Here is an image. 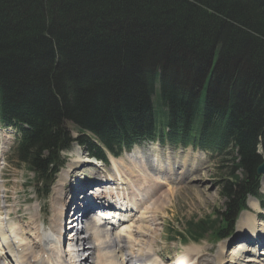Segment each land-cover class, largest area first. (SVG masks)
<instances>
[{"label":"trees","instance_id":"trees-1","mask_svg":"<svg viewBox=\"0 0 264 264\" xmlns=\"http://www.w3.org/2000/svg\"><path fill=\"white\" fill-rule=\"evenodd\" d=\"M0 122L43 196L74 141L103 159L94 138L115 155L159 136L218 147L224 210L170 231L224 238L259 194L264 0H0Z\"/></svg>","mask_w":264,"mask_h":264},{"label":"rangeland","instance_id":"rangeland-1","mask_svg":"<svg viewBox=\"0 0 264 264\" xmlns=\"http://www.w3.org/2000/svg\"><path fill=\"white\" fill-rule=\"evenodd\" d=\"M159 89L160 86L159 84H157V91H159ZM155 100H159L158 96H155ZM158 112L159 111L157 110L156 113L158 114ZM69 128L73 131L74 136H78V130L73 124H69ZM15 132L16 131L11 127H5L2 123L0 124V142L4 140L8 143L6 157L4 160L2 159L0 161V228L2 229L3 233L6 232L8 235H10V226L14 227L15 225L18 231L21 233L20 236L22 237L23 241L28 242V252L34 254L32 256L35 260H37V258H41L40 254L42 250L41 244L35 241V238L38 237V228L42 226L40 222H46L45 226L47 228L57 225L55 221L53 222V220L56 218L55 213L58 211V207L60 206V204L58 205L59 200L65 197H60L61 195L59 193L57 195V193H55V189L57 188L56 191L62 190L66 194L72 193L73 195L77 191L76 189L74 190V188L77 187V184L78 186L84 185V181L91 183V181H94L93 179H90L92 177H96L99 179L101 177L102 170L98 166H94L90 163L85 162V160L88 159L87 153L84 152V155H82V148L80 149L76 145H73V148L71 149L72 151L74 150L73 153H70V150L63 152V157L67 158V165L69 166V169L64 170L63 173L58 175L55 182L57 186L56 188L54 187V191L52 188L51 195L46 200L43 199L42 201H40L37 194H35V186L37 182L34 179V173L29 172L26 167L20 161H18V157H16L15 151L14 153L12 152V150H14L13 146L16 136ZM145 146L147 147L149 145L145 144ZM166 146L168 147L167 149L174 152L172 155L174 159L171 157V155H168V160H165L163 158L165 161L162 164L167 167L164 173H158L155 164L150 163L153 159V152L151 150L150 153H147L146 157V155L144 154L146 152V148L140 149V151L142 150V152L137 153L136 148L138 147H136L134 154L127 156L126 154H123L118 158V166L121 171L126 173V176L130 174L132 164L137 162L139 166L144 167L145 171H149L148 168L151 167L150 169L152 170L151 172H153L154 176H161L162 178H166V180L160 178L164 183L159 184L160 187L156 189L151 195H149L147 188L146 191H141V189H144V185L146 184L154 185V181L157 180H155V178L153 177L152 179L148 178V181L144 184V179L141 180L140 176L138 175V171H136L135 173L132 172V174L134 175H129L130 179H134L131 183L134 188H131L129 190L131 191L135 189V191L133 192L136 195L139 196L141 194L144 199L147 198L144 202V206H142L143 208L145 207L144 209H149L151 212L150 214H154V219H151L150 222H140L137 218L130 222L132 223V228H130V230L132 229L133 232L132 238L133 240L136 239L140 241V245L137 248H139V250L141 251H143L144 247L149 246L156 251H166V254L171 253V257H174L177 254L185 255L186 252H189L190 247L194 246V248H200L196 252L199 254L200 260L198 264H215V261H217L216 258L220 254V243L212 242L213 238L210 236H207L199 242H195L193 240H189L188 242L181 241L179 236H177L175 233H171L170 230L184 231L186 222L189 219L193 217L202 219L207 216L213 215L217 211L219 212L224 210L226 200L221 195V181L225 176H228L229 172L227 166H230V163L226 161V158L232 157L223 154L224 152L220 154H216L214 152V155L212 156H204L200 153L195 152L189 154V149L193 150L192 146H189V149L187 150L178 149L179 147L172 144H168ZM78 150L80 151L77 152ZM161 152L163 151L161 150ZM139 158L146 159L145 163L140 162ZM159 161H157V163H159ZM182 164H184L185 166L182 167ZM168 166H171L172 168H168ZM175 169L177 170V173H175V179H171L170 177L169 179L176 181L168 183V174L172 171H175ZM107 170L111 174L115 173V171L113 170V165L111 164L107 166ZM65 172H68L69 175L68 178L64 179L61 176H67ZM261 181L263 186V177L261 178ZM262 188L264 189V186ZM149 192L151 191L149 190ZM65 200L67 201L68 199ZM143 201L144 200H140L141 204L143 203ZM254 201L258 205V202L256 200ZM249 205L251 206L250 203ZM261 209L256 210L260 211ZM150 214L147 215L149 216ZM33 219H36L34 221L36 222V226L30 225L31 223H33ZM257 221L259 223L257 229L258 232L253 231V233L250 229H244L245 234L248 235H245V237L248 239L247 241L250 242L246 243L235 241L233 244L227 246L228 252L226 259L227 257L228 259L231 258L230 260L232 262L225 261L222 264H227V262L229 264H264L263 247H261L263 249V252H261L260 250H258V246L251 242L249 238V236H254L256 238L259 237L264 242V221L259 219ZM143 223L145 225H148V228L150 227V229L146 232V235H143V233L142 235L141 233H137L138 227H141ZM29 225L31 227H29ZM94 230L95 229H93V231ZM119 230L120 229H117V231ZM141 230L143 231L144 229ZM57 231L58 226L57 228H54L53 232L55 233ZM88 232H91V230ZM122 239V245H124L125 238ZM252 240L254 242L257 241L256 239ZM91 241H93V238L90 240V242ZM226 241L228 242V240ZM226 241L222 242L227 243ZM52 245L56 246V244L54 243H52ZM54 246H50L52 252L54 253L52 256L57 254L55 252L56 250H53V248H55ZM89 246L90 244H85V246L83 247ZM84 252L86 253L84 254L85 256L88 255L91 257L89 258L91 264L107 263L106 261H102V254L98 249H95L93 251L86 250Z\"/></svg>","mask_w":264,"mask_h":264},{"label":"bare ground","instance_id":"bare-ground-1","mask_svg":"<svg viewBox=\"0 0 264 264\" xmlns=\"http://www.w3.org/2000/svg\"><path fill=\"white\" fill-rule=\"evenodd\" d=\"M140 149H142V148H139V147L137 148V153L142 152V150L140 151ZM155 150H156V148L152 149V152H153L152 153V156H153L152 161H154V164L157 167L156 169L158 170V173H164L166 167H165V165L162 164L165 161L163 158H161L162 157L161 153H163V152L159 151V153L157 154L156 152H154ZM79 151L80 150H78L77 152H79ZM156 155H158V156H156ZM112 160H113L114 165L116 167L115 169L117 170L116 177L111 178L110 181H112V182L110 184L107 183V181H106L107 184H105V182H104L105 180H101V181L98 180V182H101L102 185L99 187H96L95 189L93 188V190H96L95 193L93 194V196H94L93 199H98V200L104 199V195H107L108 189H111L110 193L112 195H116L118 191H119L118 193H120L121 195L123 194V192L125 195H127V193L130 192L129 189L134 188L133 185L131 184L132 180H134V179H130L129 175L132 174V172L135 173L136 171H138V175L140 176L141 180L144 179V184L148 181L147 180L148 178L152 179V177H153V178H155V180H157V181H154L155 182L154 185L146 184V185H144V189H141V191H143V190L146 191V188H147L149 195H151L156 189H158L160 187L159 184L164 183L163 180L160 179V178H162L161 176H154L153 175V172H151L152 170L150 169L151 167L148 168L149 171L151 172L150 173L149 171H145L144 167L139 166L137 164V162H135L134 164H132V168L131 169L129 168L130 174H128V176H126L125 175L126 173H122L121 170L119 169V167L117 166L119 163L118 160L114 159L113 157H112ZM157 161H159V163H157ZM88 162H92V160H88ZM140 165H142V164H140ZM169 167L172 168L171 166H168V168ZM173 168H174V166H173ZM170 171H172V170H170ZM65 174H67V176L66 175L61 176L64 179L68 178L69 173L65 172ZM132 175H134V174H132ZM90 179L97 180L96 177L95 178L92 177ZM162 179L166 180V178H162ZM168 179H169V174H168ZM125 181L127 183V188L122 186V182L124 183ZM170 182H171V180L169 179L168 183H170ZM77 183H79V182H77ZM88 183H90V182L84 181L83 182L84 185L78 186V184H77V187L74 188V190L76 189L77 191L76 192L74 191L75 193L73 195H72V193L66 194L62 190L56 191L57 188L55 189V193H57V195L59 193L61 195L60 197L65 196L63 199L59 200L58 205L60 204V206L58 207V211L55 213L56 218L53 220L57 224L56 228L58 226V231L54 233L51 228L45 229L46 222H43V223L40 222L42 226H40V228H38L39 229L37 231L38 237L35 238V241L41 245L42 244L45 245L44 250L43 249L41 250V254H40L41 258L39 257V258H37V260H35L32 256L34 254H31V252H28L29 247H27V249H26L27 252H25V248H24V252L20 256L21 262L24 261L27 263V259H28L29 264H68L71 261L73 262V264H91V261L89 259L91 257L85 256L84 254H86V253L84 251H86V250H92L93 251L95 249H98L101 252L102 261H104V262L106 261L107 262L106 264H127L128 261H127V258L125 256V253L127 252V251H125L126 248L135 250L137 255L151 256V253L154 250L152 247H149V246L144 247L143 251H141V250H139V248H137L140 245V241H138L136 239L133 240L132 229L130 231H129V229H126V228H132L131 224H125L123 226V228L120 229V231H117L116 230V224L122 225V223H124L125 219L122 222L117 221V223H114L115 220L109 219V217L106 218L108 220H104L105 222H102L101 218L97 219V222H96L97 224H96V227L94 228L95 230L90 234V236L86 237L83 234V235H78L75 239H73L71 241L69 249L67 250L68 253L66 252V250H63L61 248L60 243L62 244V242H63L62 235L64 234V229L61 226V223L63 225L64 212L66 211L67 206L70 205L71 203H73V204L70 206L74 207V205H76L77 207H80V208H82L85 205L86 206L90 205L89 201L91 202L92 198L86 199L88 197H86V195H82V196H80V198L86 199L85 201H83V200L78 199V197L76 195L77 193L83 194L84 189H87V187H88ZM61 186H63V185H61ZM153 186H155V187H153ZM149 190L151 192H149ZM168 192H169V190H168ZM102 194H104V195H102ZM125 195H122V196L125 197ZM88 196H90V195L88 194ZM98 196H100V197H98ZM133 197L136 198V201H135L136 203L131 201V205H130V203H128L127 201H124V203H123L124 208H127V207L132 208V205L134 206L137 203H141L140 200H144L143 197H140L136 194H134ZM65 199H68V200L66 201ZM254 200H255L254 198H250L248 204L250 203L251 207H253L255 210L261 209L258 206L259 203L257 205ZM143 203H144V201H143ZM142 204L139 206V208H141ZM143 210L144 211H141L142 213L138 217V220L140 222H148V221L150 222L151 219H154V217H153L154 214L153 215L150 214L151 212L149 209H143ZM153 213H154V211H153ZM120 214L121 213H117V216L118 215L120 216ZM147 214H150V215L148 216ZM243 215H244L243 216L244 217V223H241L242 226H240V227L245 229V230L250 229V230H252V232L253 231L258 232L257 229H258L259 223L257 221L258 220L257 217L254 215H252L251 217H247V214H243ZM35 220L36 219H33V221H32L33 223L30 224L31 226H36V222H34ZM98 223H99V225H98ZM30 225H29V227H31ZM73 225H72V227H73ZM13 228L15 230V233L18 235V232L16 231L17 228L15 225ZM140 228L144 229V230L142 231ZM138 229H140V230H138ZM138 229H137V231H138L137 233H139V234L141 233V235L143 233V235H146L147 234L146 232L150 229V227L148 228V225H145L143 223L141 225V227H138ZM70 233H71V235H73L74 232L72 231ZM124 236L127 239H125V242H124L125 244L123 243L124 245H122V242H123L122 238H124ZM92 238H93V241L90 242V240ZM249 238L251 241H253L252 239H256L257 242H258V240L262 241L259 237L256 238L254 236H252V237L249 236ZM7 239H8V236H6V234H4L2 232V229H0V245H1L0 246V264H8V262L10 260V258L7 256L8 252H6L5 250L9 251V253L12 256H14V258H16V256H15L16 255V249L8 242ZM16 239L21 241V239H19V235ZM52 243L56 244V246L52 245ZM85 244H90V246L89 247H83V246H85ZM47 245H49L51 247L54 246L55 249L53 248V250L54 251L56 250L55 252L57 254L52 256L54 253L52 252V249ZM126 245H127V247H126ZM26 246H27V244H26ZM259 246L264 247L263 243L262 244L260 243ZM85 248H87V249H85ZM46 249H48L50 252L47 251ZM190 249H189V252H186L185 255H181V257L183 256L182 257L183 261L180 264H187L186 262L198 264L200 262L199 254L196 253L200 248L197 249L196 247L194 248V246H192V247H190ZM146 252H147V254H145ZM216 259H217V261H215V264H222L223 262L226 261L225 258H223V252H221V254H219ZM16 261H17V259H16ZM229 262H232V261L230 260Z\"/></svg>","mask_w":264,"mask_h":264},{"label":"water","instance_id":"water-1","mask_svg":"<svg viewBox=\"0 0 264 264\" xmlns=\"http://www.w3.org/2000/svg\"><path fill=\"white\" fill-rule=\"evenodd\" d=\"M258 174L262 175L264 174V163H262L258 168Z\"/></svg>","mask_w":264,"mask_h":264}]
</instances>
